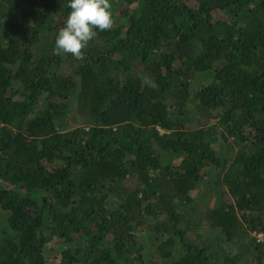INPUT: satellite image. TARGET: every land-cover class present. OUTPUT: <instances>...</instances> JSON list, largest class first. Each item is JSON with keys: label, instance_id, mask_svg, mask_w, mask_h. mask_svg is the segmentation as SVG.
Listing matches in <instances>:
<instances>
[{"label": "trees", "instance_id": "1", "mask_svg": "<svg viewBox=\"0 0 264 264\" xmlns=\"http://www.w3.org/2000/svg\"><path fill=\"white\" fill-rule=\"evenodd\" d=\"M69 2L0 0V264H264V0H112L83 62Z\"/></svg>", "mask_w": 264, "mask_h": 264}, {"label": "clouds", "instance_id": "2", "mask_svg": "<svg viewBox=\"0 0 264 264\" xmlns=\"http://www.w3.org/2000/svg\"><path fill=\"white\" fill-rule=\"evenodd\" d=\"M69 15L59 29L53 49L54 55H71L85 60V49L98 34L110 31L116 24L110 0H70ZM98 30V31H97ZM259 239H264L259 234Z\"/></svg>", "mask_w": 264, "mask_h": 264}, {"label": "rangeland", "instance_id": "3", "mask_svg": "<svg viewBox=\"0 0 264 264\" xmlns=\"http://www.w3.org/2000/svg\"><path fill=\"white\" fill-rule=\"evenodd\" d=\"M111 4H112V8L116 9L117 7L114 6L116 3H112V0H110ZM208 78V76L202 75V73H198L196 75V77L192 80L191 82V90L195 91L196 89L199 88L201 82ZM216 120H211V124H215ZM218 126V129H221V126ZM245 131H249V128H246ZM250 140V138L248 139ZM220 145L225 148V150H227V152H229L230 155H232L234 153V151H236L238 145L235 144V142L233 141V136H230L228 141H224L223 139L219 142ZM214 173H212L211 175L208 176V181L210 182L209 184H203L202 186V191L203 194L199 195L200 198V202L202 203V205L207 206V205H213L215 204L216 199L219 197L218 195V191H217V186L215 184V179H214ZM148 221L151 220V218L147 219ZM3 223V222H2ZM2 225V224H1ZM147 227V226H146ZM145 227V228H146ZM144 229V228H143ZM154 232L150 231V230H142L139 233V237H138V243L140 245H143L144 249H146L147 247H154V245H156V241H155V235L153 234ZM249 235H256L255 233H250L248 232ZM259 235V234H258ZM256 235L257 237H260ZM69 247V245L65 244L64 242H62L60 239H58L57 237H52L50 239V241L46 244V246L44 247V257H45V261L46 264H59L61 258H62V252ZM228 249H231L232 251H236L235 248L233 247H229ZM243 247L240 248V253H242V256L245 258V262L244 263H252V254L249 252H242Z\"/></svg>", "mask_w": 264, "mask_h": 264}]
</instances>
